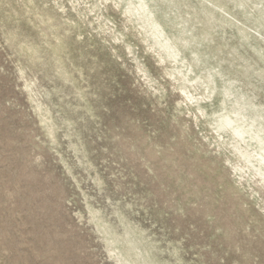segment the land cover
<instances>
[{"label": "rangeland", "instance_id": "374dc122", "mask_svg": "<svg viewBox=\"0 0 264 264\" xmlns=\"http://www.w3.org/2000/svg\"><path fill=\"white\" fill-rule=\"evenodd\" d=\"M147 1L176 61L116 0H0V264H264L217 129H264V0Z\"/></svg>", "mask_w": 264, "mask_h": 264}, {"label": "bare ground", "instance_id": "6f19581e", "mask_svg": "<svg viewBox=\"0 0 264 264\" xmlns=\"http://www.w3.org/2000/svg\"><path fill=\"white\" fill-rule=\"evenodd\" d=\"M116 2L124 3V12L139 23L148 36L145 40H152L151 47L156 48L160 56L164 54L174 61L177 60L179 50L176 42L167 35L147 0H116ZM182 79L186 80L184 76ZM243 106L237 101L230 112L220 116L217 129L230 133L228 144L232 145L234 151L243 159L244 166L264 181V129L259 125L257 114H250Z\"/></svg>", "mask_w": 264, "mask_h": 264}]
</instances>
